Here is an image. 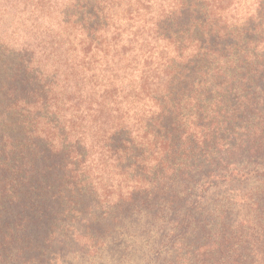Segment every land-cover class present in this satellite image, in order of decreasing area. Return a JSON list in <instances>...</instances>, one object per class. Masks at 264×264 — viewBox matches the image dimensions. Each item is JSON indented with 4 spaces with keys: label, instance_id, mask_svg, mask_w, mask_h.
Returning a JSON list of instances; mask_svg holds the SVG:
<instances>
[{
    "label": "trees",
    "instance_id": "obj_1",
    "mask_svg": "<svg viewBox=\"0 0 264 264\" xmlns=\"http://www.w3.org/2000/svg\"><path fill=\"white\" fill-rule=\"evenodd\" d=\"M112 248L264 264V0H0V264Z\"/></svg>",
    "mask_w": 264,
    "mask_h": 264
},
{
    "label": "rangeland",
    "instance_id": "obj_2",
    "mask_svg": "<svg viewBox=\"0 0 264 264\" xmlns=\"http://www.w3.org/2000/svg\"><path fill=\"white\" fill-rule=\"evenodd\" d=\"M112 246H113V244H112ZM115 250H117V247L115 248ZM115 250H114V248H112L109 252H107L106 255L104 254L105 256L103 257L102 260H101V258L100 259L99 258H96V259L93 258L94 261L93 260L85 261V260L75 259L72 256H68L63 261H61L59 264H111L109 259H110V257L112 258V252H114Z\"/></svg>",
    "mask_w": 264,
    "mask_h": 264
}]
</instances>
